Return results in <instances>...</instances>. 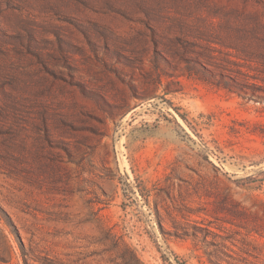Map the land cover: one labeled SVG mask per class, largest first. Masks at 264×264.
I'll use <instances>...</instances> for the list:
<instances>
[{
    "label": "rangeland",
    "instance_id": "obj_1",
    "mask_svg": "<svg viewBox=\"0 0 264 264\" xmlns=\"http://www.w3.org/2000/svg\"><path fill=\"white\" fill-rule=\"evenodd\" d=\"M0 264H264V0H0Z\"/></svg>",
    "mask_w": 264,
    "mask_h": 264
}]
</instances>
